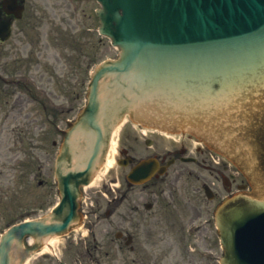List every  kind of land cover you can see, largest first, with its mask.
Listing matches in <instances>:
<instances>
[{"label":"water","instance_id":"obj_1","mask_svg":"<svg viewBox=\"0 0 264 264\" xmlns=\"http://www.w3.org/2000/svg\"><path fill=\"white\" fill-rule=\"evenodd\" d=\"M101 1L102 31L121 46V56L97 70L88 105L65 134L56 164L62 201L52 223L15 226L7 234L9 242L26 230L40 235L65 229L76 215L79 185L88 181L101 162L110 131L125 111L155 126H174L184 123L182 119L192 126L201 101L211 96L223 100L213 83L226 66L232 65L233 73L242 70L245 63L235 64L236 59H247L261 48L264 51V0ZM232 208L260 213L264 201L239 196L221 206L217 225L226 249L221 263L263 264L264 215L249 221L251 217L227 214L229 229L222 233L223 214ZM247 241L259 244L263 256L256 257L244 244ZM2 251L5 255L3 242L0 258Z\"/></svg>","mask_w":264,"mask_h":264},{"label":"rangeland","instance_id":"obj_2","mask_svg":"<svg viewBox=\"0 0 264 264\" xmlns=\"http://www.w3.org/2000/svg\"><path fill=\"white\" fill-rule=\"evenodd\" d=\"M27 4L28 10L32 9L30 13L32 16L27 18L30 15L29 12L27 13L26 18L16 26L9 43L12 46L19 41L22 52L27 50L29 53L32 49H37L38 64L31 65L26 60L24 70L37 78L40 89H47L48 95H45V98L39 96L38 121L40 123L44 116L53 111L52 104L73 106L69 113L73 116L77 108L84 103V89H78L77 81L79 78L87 81L90 69L88 63L98 58L115 57L118 50L112 47L106 38L98 40L96 35L89 37L81 32L83 27L97 24L94 9L98 4L95 0H30ZM86 52H90L91 56H87ZM80 54L86 56L82 57ZM73 67L75 70L71 71ZM59 89H64L63 92L68 99L60 94ZM43 104L46 105V109H42ZM62 116L61 114L60 117ZM58 124L62 126L63 122L59 121ZM125 128L132 129L128 125ZM34 133L39 138L38 164L43 165L45 175L51 180L52 158L61 139L60 131L58 128L49 129L47 126L39 125ZM1 136L6 139L10 136L20 137L22 141H26V130L18 129L14 132L5 130ZM52 141H55L54 146ZM10 142L9 140L4 142L7 154L11 152L10 146L14 147ZM195 142L193 141L194 144ZM14 143L17 142L14 141ZM161 143L166 145L167 141H161ZM15 145L17 148H13V157L22 159L25 143ZM152 149L154 148H149L148 153L154 151ZM143 152L147 150L144 149ZM112 156H116V153L111 152L110 158H113ZM215 165L210 162V168H207L201 165L183 164L180 167L185 172L176 182L169 184L168 178L167 184H162L164 189L162 194L160 186L155 188V194H151L153 190L151 187H127L124 179L126 169L112 162L107 173L101 174L100 178H97L88 188L91 192L90 198H87L89 207L97 199L104 210L110 198L124 197L109 218L99 220L96 229L103 242H111L108 250L110 257L113 256V258L105 259L104 257L103 264H198L197 262L206 264L205 258L199 257V254L206 253L208 250H210V264H218L221 249L212 222V211L217 199L208 202L203 194L201 183H210L218 198L222 197L225 190L221 174L224 173L227 176L233 169L225 172L222 171L224 163L219 164L220 166ZM218 167L221 168L220 172L211 170ZM176 168L178 167H172L171 171ZM190 172L192 173L189 174ZM114 175H118V180L115 182L110 180V177ZM241 178L239 175L238 181ZM57 198L54 190V193L46 198L49 202L43 210ZM147 201L153 204L150 210L143 208V204ZM204 220H207L208 225H203ZM6 223L7 221L0 216V231ZM117 230L134 233L136 237L134 252H130L123 242L116 241L122 246L118 251L117 243L111 240Z\"/></svg>","mask_w":264,"mask_h":264},{"label":"flooded vegetation","instance_id":"obj_3","mask_svg":"<svg viewBox=\"0 0 264 264\" xmlns=\"http://www.w3.org/2000/svg\"><path fill=\"white\" fill-rule=\"evenodd\" d=\"M5 16L4 12L2 11V9L0 8V18ZM72 243H68V245H70ZM67 245H64V249H62V251H60L59 255L56 254V257H52V256H43L40 259V263L41 264H81L82 260L84 262V264H86V260L82 258V255H85V252H87L89 254L90 257V263H95L98 264L97 260L94 259L93 257V252H90L89 250H86L85 252L80 251L78 249H71V251H68L66 249ZM70 254L71 256L67 255Z\"/></svg>","mask_w":264,"mask_h":264},{"label":"bare ground","instance_id":"obj_4","mask_svg":"<svg viewBox=\"0 0 264 264\" xmlns=\"http://www.w3.org/2000/svg\"><path fill=\"white\" fill-rule=\"evenodd\" d=\"M112 162H113V159H111V160H109V161H108V159L106 160V162H105V164H104V168H105V169L103 168V169H104L103 171H101V172L99 171L100 173L98 172V174H97V175L95 176V178L92 180L91 184H93V183L95 182V180L97 179V177L99 178V176H100L102 173H104L105 170H108V168L110 167V165L112 164Z\"/></svg>","mask_w":264,"mask_h":264}]
</instances>
